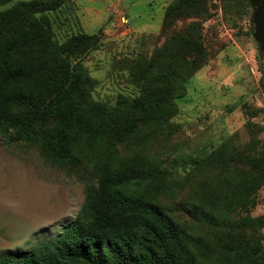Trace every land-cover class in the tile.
Instances as JSON below:
<instances>
[{
  "label": "rangeland",
  "instance_id": "rangeland-1",
  "mask_svg": "<svg viewBox=\"0 0 264 264\" xmlns=\"http://www.w3.org/2000/svg\"><path fill=\"white\" fill-rule=\"evenodd\" d=\"M172 1L66 0L46 11L58 42L77 32L96 34L72 61L85 79L87 101L99 102L108 112L128 109L137 98L144 61L164 40L160 28ZM252 11L249 0H198L188 16L176 18L171 26L175 30L199 25L198 41L210 55L185 81L184 95L174 99L176 113L158 130L138 121L136 134L120 145H113L106 129L98 140L85 143L84 156L112 171H147L150 178L135 182L132 194L173 210L182 211L183 203L186 215L195 203L231 184L235 187L240 167L235 158L244 151L251 164L254 156H264V53L253 39ZM44 88L26 86L41 90L39 95ZM40 102L32 107L39 110L33 128L48 137L55 122ZM216 150L229 157L228 162L216 157ZM248 163L246 170L252 166ZM221 171L226 172L227 187L217 185ZM84 189L76 173L53 163L39 146L8 143L0 135V255L56 237L79 211ZM238 189L240 203L245 202L238 218H255L243 221V231L264 246V180L253 194L246 187ZM200 234L212 236L206 227ZM254 264H264V257Z\"/></svg>",
  "mask_w": 264,
  "mask_h": 264
},
{
  "label": "trees",
  "instance_id": "trees-1",
  "mask_svg": "<svg viewBox=\"0 0 264 264\" xmlns=\"http://www.w3.org/2000/svg\"><path fill=\"white\" fill-rule=\"evenodd\" d=\"M65 1L0 0V135L8 143L39 146L53 163L76 173L85 185L84 201L56 237H43L30 249L5 252L0 264H254L264 257L263 244L243 231V221L255 218L241 219L237 212L245 204L240 203L238 188L253 194L264 180V156H254L250 164L242 151L235 158L237 166L240 162L235 187L230 183L229 189L195 203L188 216L183 203L182 211L173 210L132 194L135 182L150 178L147 171H112L84 156L85 143L95 142L106 129L113 145H120L136 134L138 121L158 130L176 113L174 99L184 95L185 81L210 56L198 41L199 25L171 28L198 0H173L166 7L160 28L164 40L143 63L137 98L127 110L112 112L86 100L85 79L72 65L96 34L77 32L62 42L53 39L45 13ZM31 84L45 93L26 89ZM39 100L55 122L48 137L33 128L39 110L32 107ZM22 107L28 111L17 113ZM215 156L228 162L221 150ZM247 163L251 169H245ZM225 176L221 171L217 185L227 187ZM205 227L211 237L200 234Z\"/></svg>",
  "mask_w": 264,
  "mask_h": 264
},
{
  "label": "water",
  "instance_id": "water-1",
  "mask_svg": "<svg viewBox=\"0 0 264 264\" xmlns=\"http://www.w3.org/2000/svg\"><path fill=\"white\" fill-rule=\"evenodd\" d=\"M249 3L253 8V39L264 52V0H249Z\"/></svg>",
  "mask_w": 264,
  "mask_h": 264
},
{
  "label": "crops",
  "instance_id": "crops-1",
  "mask_svg": "<svg viewBox=\"0 0 264 264\" xmlns=\"http://www.w3.org/2000/svg\"><path fill=\"white\" fill-rule=\"evenodd\" d=\"M162 7H165V4H162Z\"/></svg>",
  "mask_w": 264,
  "mask_h": 264
}]
</instances>
